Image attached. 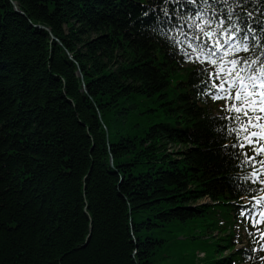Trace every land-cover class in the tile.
I'll list each match as a JSON object with an SVG mask.
<instances>
[{
    "label": "trees",
    "instance_id": "1",
    "mask_svg": "<svg viewBox=\"0 0 264 264\" xmlns=\"http://www.w3.org/2000/svg\"><path fill=\"white\" fill-rule=\"evenodd\" d=\"M13 1L23 14L0 0V264H264L237 210L259 166L170 38L202 0ZM227 5L259 55L264 0Z\"/></svg>",
    "mask_w": 264,
    "mask_h": 264
},
{
    "label": "snow or ice",
    "instance_id": "2",
    "mask_svg": "<svg viewBox=\"0 0 264 264\" xmlns=\"http://www.w3.org/2000/svg\"><path fill=\"white\" fill-rule=\"evenodd\" d=\"M188 2L197 5L201 0ZM202 3V10L180 17L183 27L174 29L178 35L172 41L179 46L182 59L199 65L196 71L207 76L202 81L207 94L224 101L220 107L228 113L224 119L232 122L230 131L237 140L231 147L239 148L238 156L242 155L249 165L259 166L252 170V178L264 184V51L255 54L253 45L260 41L250 40L247 25L241 27L227 0ZM220 3L227 7V15L213 7ZM241 3L243 0H236L237 6Z\"/></svg>",
    "mask_w": 264,
    "mask_h": 264
},
{
    "label": "rangeland",
    "instance_id": "3",
    "mask_svg": "<svg viewBox=\"0 0 264 264\" xmlns=\"http://www.w3.org/2000/svg\"><path fill=\"white\" fill-rule=\"evenodd\" d=\"M167 148V152L170 153V154H175L177 153V151L182 148L181 146H178L176 144H169L166 146ZM211 201H209L208 199H203V200H199L197 201L194 206H202V205H211ZM213 236H216V238L218 239V234L216 232L213 233ZM216 239V240H217ZM226 253V251L224 252V254ZM198 257L201 259L204 257V254L203 253H199L198 254Z\"/></svg>",
    "mask_w": 264,
    "mask_h": 264
},
{
    "label": "water",
    "instance_id": "4",
    "mask_svg": "<svg viewBox=\"0 0 264 264\" xmlns=\"http://www.w3.org/2000/svg\"><path fill=\"white\" fill-rule=\"evenodd\" d=\"M11 1V3H12V5H13V7H14V10L16 11V12H19V10H18V7H17V5H16V3L14 2V1H12V0H10ZM20 14H23L22 12H19ZM51 39H55L52 35H51ZM78 75L81 77V74H80V72L78 71Z\"/></svg>",
    "mask_w": 264,
    "mask_h": 264
},
{
    "label": "bare ground",
    "instance_id": "5",
    "mask_svg": "<svg viewBox=\"0 0 264 264\" xmlns=\"http://www.w3.org/2000/svg\"><path fill=\"white\" fill-rule=\"evenodd\" d=\"M215 7H216L217 9H221V8H222L220 5H215ZM37 27L40 28V29H44V30H46L49 34H51V33H50V30H49L48 28H45V27H43V26H37Z\"/></svg>",
    "mask_w": 264,
    "mask_h": 264
}]
</instances>
